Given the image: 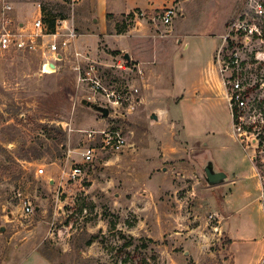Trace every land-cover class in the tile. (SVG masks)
<instances>
[{
	"label": "rangeland",
	"instance_id": "rangeland-1",
	"mask_svg": "<svg viewBox=\"0 0 264 264\" xmlns=\"http://www.w3.org/2000/svg\"><path fill=\"white\" fill-rule=\"evenodd\" d=\"M17 1L38 2L48 23L72 16L65 0ZM173 8L168 27L193 43L188 50L175 51V41L171 48L169 28L158 23L153 58L149 50L137 56L123 45L128 35H144L132 31L136 16L108 15L104 34L117 38L106 41L97 31L96 51L81 49L78 38L95 26L89 21L85 30L76 20L83 57L60 52L52 74L43 72L48 54L41 51L0 53V264H37L27 256L37 239L17 250L31 230L45 236L40 251L53 264H236L230 237L246 235L251 229L244 226L257 223L260 203L264 208V0H184ZM166 9L154 13L157 21ZM18 11L28 19L33 8ZM222 34L220 48L208 42ZM122 60L126 70L118 67ZM208 62L212 77L196 84ZM88 71L116 94L137 89L136 102L112 108L107 118L87 108L83 100L105 101L80 81ZM254 86L237 123L232 95ZM110 126L123 130L127 148L112 153L97 144L83 177L68 182L66 173L83 163L85 132ZM209 160L228 181L207 184L202 170ZM25 202L33 214H24Z\"/></svg>",
	"mask_w": 264,
	"mask_h": 264
},
{
	"label": "crops",
	"instance_id": "crops-1",
	"mask_svg": "<svg viewBox=\"0 0 264 264\" xmlns=\"http://www.w3.org/2000/svg\"><path fill=\"white\" fill-rule=\"evenodd\" d=\"M11 2H12L11 4L14 7L13 16L17 19L18 24H20L21 26L27 27L36 18L41 16V14L39 13V9H38V2L37 3L35 1L14 2V0ZM178 3L179 2H177V0H80V2L75 7L77 14H75V11H74V16L72 19L75 25V28H76V20H77L78 25L83 26L85 30L88 29L89 21L92 22L93 26L95 27H94L93 32L86 31L85 33H82L77 40V45H79L78 47H80L81 49L89 48L95 52L99 34L104 35L103 36L104 40H106L108 37L117 38L116 36L104 34L107 28V25H108V21H109L108 15H111V16L126 15L128 17L134 15L136 16V27L132 31H135V30L138 32L143 31L144 35L135 34L134 36L133 34H131L132 36L131 35L126 36V38L128 37L129 41L133 39L134 43L133 45H131L129 41L126 40V42H124L123 44L124 48L125 49H127V47L132 48L134 50V52L133 51L132 52L137 54V56H140L139 54H142L143 51H146L147 54L150 53V57H151L154 54V49L152 48L153 46L152 41L154 40L156 41V39L158 40L157 35L152 33V29L157 28L158 23L160 24V21H157V18L154 17L153 15L156 11H159V10L161 11L164 8L168 9V8H173V6H178ZM19 5H29L30 7H32L33 8V11L31 14L32 16L29 17L28 19L24 18V16L21 15L18 11ZM1 8H2V0H0V19H1ZM138 14H140L142 18H139V16L137 17ZM146 16H150V21L154 23L149 25L148 19L146 18ZM163 27L169 28V30L166 32L167 34H166L165 39H167L168 45L171 48H172V44H169L171 41H175L176 46L178 45L177 48L174 46V48H176L175 51L181 52L183 50H188L191 48V45L193 43L187 41L188 38L186 37V35L181 36V35L176 34L174 27H168V25L166 26L163 25ZM97 31L99 32V34L94 33ZM152 35H154L153 38H151ZM209 36L210 37L207 38L209 39L208 42L212 43L215 46L219 44V40L224 38L223 34L219 36L217 35L215 36L209 35ZM88 37L94 39L93 45L86 43ZM49 38H46V39H49ZM148 40L150 41L152 40L150 43L151 45L148 43ZM48 41H50V39ZM221 45H222V42L219 44V48L221 47ZM162 47L164 48L166 46H162ZM148 50H149V53H148ZM160 57H161V54H160ZM152 58L153 57H151L150 59ZM53 61H54L53 54L48 53V57L45 63L47 62L51 63ZM145 65L149 67L148 65H150V63L146 64L145 62ZM146 66H143V67L146 68ZM213 66L214 65L211 62H208L207 67L205 68L207 71V73L205 74L206 77L203 75H200V79L198 83L196 84L203 83L204 78L206 80L207 78L212 77L211 75H212ZM172 73H173V69H172ZM163 78L164 77L161 78V75H160V81H162L161 79ZM171 79L173 80V82L175 83L177 82L178 78H177L176 72L173 73V77ZM261 196H263V191H262V194L260 193L259 198ZM243 204L238 205V206L236 205V209L238 211H241V208H243L242 207ZM260 205L262 207V213H261L262 216L260 217L259 220H257V223L249 222L246 225V227L244 226V228L251 229L250 231H248L249 233L246 232V235L244 233L242 236L238 235L236 237H230L231 239L230 250L235 254L236 264H243V262L245 261H249L248 262L249 264H257V263H260V261L264 257V213H263L264 208H263V203H260ZM240 221L242 222V220ZM38 235L39 233H37V230H31L29 232V237L31 238L29 240L26 239L25 242L20 247H17L18 248L17 250L23 252L26 248L29 247L31 239H35V240L37 239V242L29 248V252H28L29 255H27L28 258L30 257L32 260L34 259L37 264H53L40 251V246L43 243L45 236L43 235L40 238H37ZM14 255H18V253L16 252Z\"/></svg>",
	"mask_w": 264,
	"mask_h": 264
},
{
	"label": "built area",
	"instance_id": "built-area-1",
	"mask_svg": "<svg viewBox=\"0 0 264 264\" xmlns=\"http://www.w3.org/2000/svg\"><path fill=\"white\" fill-rule=\"evenodd\" d=\"M67 5L72 10L71 19H58L56 21L54 33L49 32V27L44 21L42 16L36 18L27 27L21 26L16 23L11 17L10 12L14 10L13 5L6 0H3V6L1 11L0 19V53L9 52H35L41 51L42 55L45 56L48 53H52L54 56V61L49 63L54 72L57 69V61H61L64 56L60 53L70 52L73 56L79 60L83 57L82 53L76 48L75 41L78 38V33L76 32L75 25L73 23V16L75 7L79 0H65ZM176 16L174 8H168L164 13L160 14L158 17L160 23L163 25H170L173 18ZM156 20V19H155ZM52 37L53 40L45 42V39ZM61 50V51H60ZM125 63L123 60L121 64L118 65L120 69L126 70ZM54 64V67L51 66ZM46 63L43 64V72ZM78 66V65H77ZM75 67L76 71H81L80 66ZM93 72V68L91 69ZM88 71L84 76L80 75L81 82H89L92 89L95 92H101L104 97V102H98L110 109L118 108L124 103H130L133 97L139 91L134 89L130 94L131 96H122V94H116L115 92L109 91L104 88L101 82L93 77L92 72ZM142 74V71H139ZM46 74V72H44ZM48 74V73H47ZM96 101V100H94ZM134 101L131 103L133 104ZM111 114V113H110ZM87 135V140L89 145H86L83 149L82 154V164H74L69 172L66 173L68 182L76 183L84 175V170L82 165L91 164L96 158L97 144L102 150L106 152L118 153L123 151L128 146V139L123 130L116 127L110 126L100 130H88L85 132ZM44 169H40V175H43ZM35 212V208L31 203H24V214L31 215Z\"/></svg>",
	"mask_w": 264,
	"mask_h": 264
},
{
	"label": "water",
	"instance_id": "water-1",
	"mask_svg": "<svg viewBox=\"0 0 264 264\" xmlns=\"http://www.w3.org/2000/svg\"><path fill=\"white\" fill-rule=\"evenodd\" d=\"M124 60L130 62L131 61L130 54L126 53L124 55ZM51 66L54 67V64H51ZM82 103L87 108L92 109L93 111L101 114L105 118L109 117L111 113L110 109L107 106H104L100 103L92 102L90 100H83ZM152 119L157 120L158 117L155 114H153ZM202 174L209 186H218L224 184L229 179L228 175L225 172L216 169L215 163L212 160H209L207 162L206 166L202 170ZM38 209L39 208L37 207L36 210ZM1 231H4V228H1Z\"/></svg>",
	"mask_w": 264,
	"mask_h": 264
},
{
	"label": "trees",
	"instance_id": "trees-1",
	"mask_svg": "<svg viewBox=\"0 0 264 264\" xmlns=\"http://www.w3.org/2000/svg\"><path fill=\"white\" fill-rule=\"evenodd\" d=\"M180 1H184V0H177V2H180ZM56 19L57 18H54L53 20H51L50 23H48L46 21V24L49 27V32L50 33H54V31H55ZM60 19L64 20L65 19V16H63V15L60 16ZM120 32H122V31H120ZM239 87L240 86L238 85V88ZM253 91H255V86L254 87L247 88L244 91V95H242L241 97L238 94H233L232 95V99H231L232 103L231 104H232L233 116H234V118H235V120H236L237 123H240L239 120H240V118L243 115L242 112H243L244 106L246 104V99L245 98L249 97L253 93ZM245 129H248L247 132H249V133H251L253 131V128L252 127L245 126ZM260 137L262 139H264V131L262 132V135ZM258 167H260V166L258 165ZM256 169H257L260 177L262 178V175L260 174L257 166H256ZM263 196H264V187H263ZM95 238L96 237L94 236L91 240H89L87 242V245L90 246L94 242ZM43 255L46 256L45 254H43Z\"/></svg>",
	"mask_w": 264,
	"mask_h": 264
},
{
	"label": "bare ground",
	"instance_id": "bare-ground-1",
	"mask_svg": "<svg viewBox=\"0 0 264 264\" xmlns=\"http://www.w3.org/2000/svg\"><path fill=\"white\" fill-rule=\"evenodd\" d=\"M44 72L48 73V74H52L54 73L53 68L50 67V65L48 63H46L45 67H44Z\"/></svg>",
	"mask_w": 264,
	"mask_h": 264
}]
</instances>
